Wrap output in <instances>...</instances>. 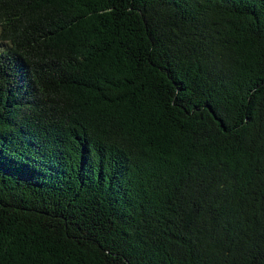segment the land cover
<instances>
[{"label": "trees", "instance_id": "trees-1", "mask_svg": "<svg viewBox=\"0 0 264 264\" xmlns=\"http://www.w3.org/2000/svg\"><path fill=\"white\" fill-rule=\"evenodd\" d=\"M0 264H264V0H0Z\"/></svg>", "mask_w": 264, "mask_h": 264}]
</instances>
